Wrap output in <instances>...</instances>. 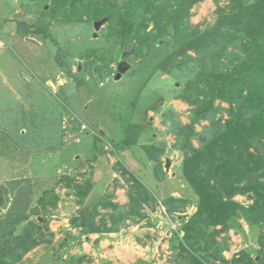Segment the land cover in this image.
Returning <instances> with one entry per match:
<instances>
[{"label":"trees","instance_id":"16d2710c","mask_svg":"<svg viewBox=\"0 0 264 264\" xmlns=\"http://www.w3.org/2000/svg\"><path fill=\"white\" fill-rule=\"evenodd\" d=\"M27 1L53 5L55 20L61 24L76 25L107 18V38L126 39L135 60L140 58L145 62L152 57L151 53L155 55L147 84L156 74L175 79L179 84L175 99L191 107L188 124L171 123V131L176 133L172 148L182 155L178 180L183 190L178 192L179 196L162 195L159 186L154 190L151 185L150 188L143 185L131 167L122 164L119 153L117 171L129 186L127 207L116 203L114 192L107 194L104 187L108 185L94 177L93 173L103 176L105 169L102 173L91 172L83 181L62 175L53 184L66 189L72 198L81 199L85 206L78 210V217L70 220L78 235L69 233L60 247L66 246L69 239L77 240L76 245L81 247L83 241L89 242L90 236L97 235L95 247L104 235L118 233L125 221L136 225L145 221V227L154 226L155 222L151 223L143 212L151 204L152 211L158 205L164 206L163 217L170 223L175 221L168 240L170 264H264V0H225L226 4L215 10V22L203 29L192 25L189 19L193 7L206 0ZM109 71L110 75L114 73ZM202 121L209 124L196 132L195 126ZM79 122L75 120V125L68 123L61 128L65 132L74 131ZM97 138L111 145L105 153L115 154V142L99 133ZM194 138L199 143L197 147L192 144ZM141 148L146 160L154 162L150 169L155 179L158 182L165 179L158 162L165 143ZM101 149L95 157L103 155ZM97 181H100L98 185ZM111 181L113 188L122 187L116 179ZM238 196L245 197L250 204L235 200ZM33 202L35 198L30 195L27 203H20L23 209L29 204L28 211L17 213L15 209H21L17 208V194L0 186V212L5 210L3 216L9 218L11 213L14 215L9 226L16 230L26 224L24 233L32 234L28 246L14 242L16 247L24 248L13 260L0 251L1 261L9 259L8 264H19L39 242L51 243L43 240L42 229L46 224L41 225L32 217L40 215V208L45 213L55 210L59 194L48 188L36 207ZM188 206L194 207V212L183 215ZM99 209L112 212L100 214ZM243 225L247 232L242 230ZM230 231L251 242L227 259L224 253L230 248ZM5 233L0 227V250H4V244L8 249L12 247L10 242L1 243L8 236ZM47 257L51 264L59 259L57 253H48ZM84 260H88L87 256H70L66 262L63 259L57 264L74 261L81 264ZM89 263L88 260L86 264Z\"/></svg>","mask_w":264,"mask_h":264},{"label":"rangeland","instance_id":"374dc122","mask_svg":"<svg viewBox=\"0 0 264 264\" xmlns=\"http://www.w3.org/2000/svg\"><path fill=\"white\" fill-rule=\"evenodd\" d=\"M225 4V0L199 3L193 7L189 22L203 29L215 22L217 6ZM53 8L41 1L0 0V40L3 43V47L0 46V186L17 194V208L21 207L20 203H27L30 195L38 202L48 188H54L59 194L55 210L45 213L40 208V215L32 217L37 223L46 224L42 229L43 240L51 243L39 242L19 264H51L48 253L59 256L55 264L63 259L66 262L70 256L83 255L87 256L89 264H170L168 240L175 221L170 223L163 217L165 207L159 205L154 211L151 204L143 208L151 223L155 222L154 226L145 227V221L137 225L125 221L118 233L104 235L95 247L97 235L90 236L89 242L83 241L81 247L72 239L60 247L69 233L78 235V229L70 225V220L78 217V210L85 206L80 203L81 199L72 198L66 189L53 184L62 175L83 181L91 172L105 169L103 176L93 173L94 177L98 176L97 180L108 185L104 187L107 194L114 192L116 203L127 207L129 186L117 171L119 153L122 164L130 166L143 185L148 188L151 185L154 190L159 186L162 195L179 196L178 192L183 190L178 180L182 155L172 148L176 133L171 131V123L188 124L191 107L175 99L179 89L175 79L156 74L147 84L153 71L152 62L156 60L153 53L145 62L140 58L135 60L126 39L116 42L107 38V23L94 38L96 20L61 24L55 20ZM5 27H8L7 32H3ZM121 61L130 68L115 80L116 66ZM110 69L114 76L109 74ZM23 77L33 81L26 82ZM50 82L56 84L57 91L53 92ZM73 115V119L87 126V131L80 130L79 122L73 132H62L61 119ZM208 124L202 121L195 126V131L201 132ZM98 133L115 142L118 152L105 153L109 144L98 140ZM163 142L164 153L159 155L158 162L166 178L158 182L150 169L154 162L146 160L141 147ZM192 144L198 146L196 138ZM94 148L97 149L93 151ZM100 148L105 152L95 157ZM112 179L122 187L113 188ZM29 190L32 193L27 192ZM85 200L88 202L89 197ZM235 200L250 204L242 196ZM28 207L29 204L26 209ZM26 209L21 207L15 211L23 213ZM111 212V209H99L100 214ZM193 212L194 207L188 206L183 215ZM4 214L5 210L0 212V216ZM11 214L10 218L1 217L0 227L1 232L8 235L1 243L10 242L12 247L8 249L4 244V250L0 251L13 260L23 246L30 245L32 234L24 233L26 224L16 230L9 226L14 221ZM242 228L248 231L245 225ZM229 236L230 248L224 253L227 259L251 242L233 231ZM14 242L25 245L16 247ZM6 261L0 258V264H8Z\"/></svg>","mask_w":264,"mask_h":264},{"label":"water","instance_id":"95a60500","mask_svg":"<svg viewBox=\"0 0 264 264\" xmlns=\"http://www.w3.org/2000/svg\"><path fill=\"white\" fill-rule=\"evenodd\" d=\"M107 20H108L107 18H103V19L95 21L93 23L94 38L97 37L98 32L100 31L101 27L107 22ZM7 31H8V27H5L3 32H7ZM0 45H1V43H0ZM129 68H130L129 66H125V64L120 63L119 66H118V69H117L115 80H119L120 76H122V74H124L126 71H128ZM61 83L62 82L60 81V84ZM50 85L52 87H55V85L53 83H51V82H50ZM168 167H169V164H168V161H167L166 170H167Z\"/></svg>","mask_w":264,"mask_h":264},{"label":"crops","instance_id":"0c3cea01","mask_svg":"<svg viewBox=\"0 0 264 264\" xmlns=\"http://www.w3.org/2000/svg\"><path fill=\"white\" fill-rule=\"evenodd\" d=\"M0 46H2L3 47V43H2V41H1V45ZM23 78H25V80H26V82H30V81H33L32 80V78H26V77H23ZM63 84H64V82H63ZM54 88V91L53 92H55V91H57V86H56V84H55V87H53ZM18 98V97H17ZM73 117H74V115L72 116V117H70V118H68V119H66L65 120V118H62L61 119V126L63 127H66V125L68 124V123H70L71 125H75V120L73 119ZM62 129V128H61ZM62 132H65V131H63L62 130ZM69 132H73V131H69ZM24 151H27V150H24Z\"/></svg>","mask_w":264,"mask_h":264},{"label":"built area","instance_id":"2783aa9c","mask_svg":"<svg viewBox=\"0 0 264 264\" xmlns=\"http://www.w3.org/2000/svg\"><path fill=\"white\" fill-rule=\"evenodd\" d=\"M80 128H81L82 131H84L85 129H87V126L83 122H81ZM110 147H111V145L109 144V148ZM173 224H174V226H172V227L174 228L176 225H175V223H173Z\"/></svg>","mask_w":264,"mask_h":264},{"label":"flooded vegetation","instance_id":"af4514ba","mask_svg":"<svg viewBox=\"0 0 264 264\" xmlns=\"http://www.w3.org/2000/svg\"><path fill=\"white\" fill-rule=\"evenodd\" d=\"M123 64H125V66H129L127 63H125V61H122ZM119 63L116 66V69H118Z\"/></svg>","mask_w":264,"mask_h":264},{"label":"clouds","instance_id":"9594fccd","mask_svg":"<svg viewBox=\"0 0 264 264\" xmlns=\"http://www.w3.org/2000/svg\"><path fill=\"white\" fill-rule=\"evenodd\" d=\"M98 21V20H97ZM3 33V32H2ZM0 43H1V40H0ZM120 63H122V61L120 62ZM119 63V64H120ZM126 63V62H125ZM129 67H130V65H129ZM113 76H114V74H112ZM91 133H93V132H91ZM79 140V139H78ZM106 140H104V142H105ZM107 151V150H106Z\"/></svg>","mask_w":264,"mask_h":264}]
</instances>
